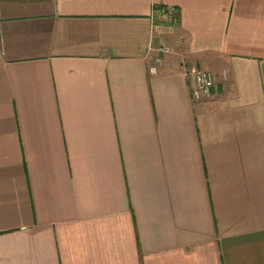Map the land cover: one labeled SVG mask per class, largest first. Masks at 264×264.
<instances>
[{
    "label": "crops",
    "instance_id": "1",
    "mask_svg": "<svg viewBox=\"0 0 264 264\" xmlns=\"http://www.w3.org/2000/svg\"><path fill=\"white\" fill-rule=\"evenodd\" d=\"M0 264H264V0H0Z\"/></svg>",
    "mask_w": 264,
    "mask_h": 264
},
{
    "label": "built area",
    "instance_id": "2",
    "mask_svg": "<svg viewBox=\"0 0 264 264\" xmlns=\"http://www.w3.org/2000/svg\"><path fill=\"white\" fill-rule=\"evenodd\" d=\"M153 68H151V71ZM190 94L193 98L199 99L207 97L210 93L213 77L210 71L204 69L191 70Z\"/></svg>",
    "mask_w": 264,
    "mask_h": 264
}]
</instances>
